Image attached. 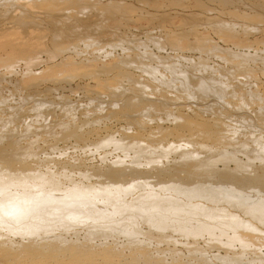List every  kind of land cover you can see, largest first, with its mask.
Here are the masks:
<instances>
[{
	"label": "bare ground",
	"instance_id": "1",
	"mask_svg": "<svg viewBox=\"0 0 264 264\" xmlns=\"http://www.w3.org/2000/svg\"><path fill=\"white\" fill-rule=\"evenodd\" d=\"M169 2L176 7H184L185 4L183 0H169ZM254 2L255 0H194L195 7L204 12L208 10L206 3L216 4L221 15H226L227 19H222L220 15L217 16L218 14L205 17L203 20V17L197 19V16L181 14L182 20L193 18L191 19L194 23L193 29L180 32L194 38L192 43L169 31H165L163 38L161 36L158 40L152 39L151 43L162 51L164 47H167L172 52L181 54L185 50L184 42H187L186 49L193 51L192 53L197 54V57L191 59L178 55L176 61L166 63L169 61L164 59L169 55L163 59L159 55H150L145 52H136L130 56L128 51H125L123 55H120L122 57H119L121 60L119 59L118 63L115 61L113 66L133 67L143 75H147L149 79L134 78L132 74L119 72L126 83H129L128 87L131 86L130 89L126 90L124 85L118 82V86L108 90L105 96L107 100L98 99L100 103L94 104L96 108L89 105L91 109L88 108V111L86 106L84 109L86 112L82 109L85 113H82L79 107L77 111L76 108L70 107L73 109L70 110L69 107L66 108L67 106L65 108L61 106L55 113L56 108L54 110L40 108V102L38 108L35 104L37 100L33 104L25 102L28 105L24 104L23 108L11 109L3 113L0 118V152L6 154L7 157L3 159L8 162H0V240L4 242L8 234H12L11 236L18 234L26 239L29 248L31 243L39 245L51 240L64 244V237L55 234L54 230L58 228L57 231L66 230L67 232L81 226L85 229L84 231H87L88 237L84 233L86 240L94 236L96 238V235L109 238L118 234L129 245H140L143 248L133 246L139 257L145 254L149 256L147 251L150 244L159 251V244L173 246V242L178 239L182 241L181 246L186 248L189 255L197 253L202 255L205 252L204 248H207L206 250L209 248L216 251L217 254L211 256L218 259L220 264H245L246 259L243 258V254L251 251L254 254H252L253 262L264 264V254L258 253L260 248H264V231L261 230L262 227L264 228V129L262 131L257 129L256 131L259 132H256L257 134L253 130L255 135L250 137V133H246L249 130L243 133L250 120L244 121L247 123L243 126L242 134L239 135L241 127L238 134L239 128L233 130L229 125L220 129L216 127L219 123L216 119H192V114L197 115L196 111L215 110L216 104L221 105V102L226 100L229 108L243 112L248 110L254 118V123L264 127V87L260 93L258 84L260 81H257L259 75L262 80L264 79V58L257 57L258 54L254 52L251 55L240 50L248 43L242 38L255 31L253 30L255 25L264 24V5H262L263 9L261 8L263 13L258 10L260 4L264 2L260 1L257 9L254 8L258 2L256 4ZM238 3L242 5L247 3L248 10L254 5L253 11L251 7V12L240 10ZM243 7L247 8L246 5ZM131 10L132 8L122 0H0V27L3 23H7L0 31L8 32L5 37L0 35V49L3 51L2 57L0 56V66L12 71L15 69V64L22 62L25 68L24 75L32 74L28 83L33 86L40 84L44 78L42 75L34 76L35 69H40L39 73L42 74L48 73L47 79L50 82L73 81L72 79L77 75H85V78L92 75L94 79L95 72L88 67L92 61L74 62L73 56L66 55L67 50L69 54H78L75 51L78 44L72 43L73 39L77 38L82 42V46L83 44L85 47L94 46L99 51L102 44L98 45L96 33L103 30L102 21L111 19L115 14L122 17L130 16L129 13L135 9ZM41 24L52 26L50 38H48L49 48L44 42L46 29H43L44 32ZM201 24L204 28L206 26L210 29L217 40L234 48H220L212 39L200 36L196 26ZM239 36L242 38L239 39ZM120 39L123 40V37L116 41L121 42ZM112 41L110 44L113 47L118 45L121 47L122 43L116 45L117 42L114 41L113 44ZM128 42L124 44L127 45ZM127 48H130V44ZM261 50L264 54V46ZM42 53L46 55V57L44 55L46 58L44 61L39 59ZM258 53L261 54V52ZM207 56L217 57L223 62L222 66L208 65L207 59L204 58ZM151 61L155 62L153 66L149 64ZM162 61L166 63L163 70L168 75L166 74L167 78L165 75L164 79L161 78L159 81L156 79L155 82L154 77L159 78L156 73L164 64ZM256 62L259 67H256L257 64L254 67L253 64L251 65ZM59 68H63L64 71H60ZM108 70L110 69L103 67L99 72L106 73ZM54 71L63 73H60L61 76L59 73L56 76L49 74ZM1 76H3L2 73ZM169 89L178 90L180 98L174 99V102H171L173 100L167 102L149 96ZM181 97L192 98L194 101L206 100L207 107L204 109H202L203 106H194L193 109L185 105L179 107L183 103ZM209 97L212 99H207ZM22 106L20 104L18 107ZM75 111H80V116L82 114V117L77 119L79 120L77 124L79 122L80 125L74 124L69 118L70 116L74 118L77 114L74 113ZM118 117L122 119H116ZM67 118L69 119L65 121L64 119ZM101 118L102 120L103 118L123 120L126 128L123 133L119 132L122 135L120 134L117 140L111 138L115 136L107 135L108 138L105 136V139H100L99 137L101 141L96 143L92 141L91 144L96 147L104 146L106 151L110 149L106 146H111L113 150L115 149V153L119 150L124 155L131 154L130 157L126 156L129 161L123 159L122 154L121 160L114 159L115 161L108 166L106 163L107 167L104 169L91 166L89 172H83L86 167L82 172L80 171L82 174H76L78 172L76 171L75 177L82 175V179L86 176L90 179L97 178L98 182L95 181V183L99 184L92 182L96 188H89L90 185L86 188L83 180L80 181L83 185L80 184L79 188L75 185L76 188L69 190V187L78 184L79 180L76 179L74 183L72 179L71 183L74 184L70 185L67 177L71 173L67 176L65 173H63L65 176L60 173L64 181L68 180L65 184L70 186L65 185L69 191L63 190L61 191L63 194L56 195L64 181L58 183L60 178L56 180L55 177H58L60 171L64 172L61 170L62 167L65 169V166H68L62 164L57 175L49 171V174L56 175L54 180L57 182H55L53 175L47 174L48 171L43 174L39 171L40 169H37L40 165L30 163V157L33 158L31 151H21L17 146L22 140L21 136H24L26 140L32 139L31 130L27 129L28 119L39 126L48 127L51 130L58 129L56 136L53 135L55 142L72 139L78 143V141L82 142L81 125L95 121L98 123ZM52 119H55L53 122L57 123L51 124ZM165 120L168 121L170 128L162 126ZM23 126L26 128L21 130ZM152 126H154L153 129ZM247 128L251 129L250 126ZM231 129L232 131L228 133ZM252 129H254L253 126ZM181 131L188 133L184 135L180 133ZM32 142L33 139L29 140L26 146L30 147ZM110 151L112 152L111 149ZM239 153L244 157V161L237 157ZM17 155L22 158L20 159ZM45 156L49 157L46 154ZM46 157L43 160L44 164ZM50 158L47 159L50 160ZM230 162L233 163L231 168L228 166ZM218 165H221V168H218ZM46 167L48 168V165ZM55 168L54 172H56ZM70 169H66L65 172H72L73 170L70 171ZM43 170L45 172L47 169ZM98 185L99 188H97ZM10 187H19V190L15 193L14 190L10 192ZM33 188H37L39 192L36 193L35 189L34 193ZM14 237L16 238V236L12 238ZM201 239L204 242V248L197 245V241ZM179 242H175V245L176 243L180 245ZM235 246H238V252L234 250ZM166 250L174 253L171 249ZM219 251H222L223 255H219ZM69 252L74 255L77 253V248L72 247ZM251 252L248 253L251 254ZM200 255L199 258L203 256L200 257ZM196 259L198 260V257ZM213 261L215 262V259ZM251 261L250 259L248 263L251 264ZM204 262L200 261V263H208L206 259ZM155 264L159 263L155 262ZM170 264L186 263L171 262Z\"/></svg>",
	"mask_w": 264,
	"mask_h": 264
},
{
	"label": "rangeland",
	"instance_id": "2",
	"mask_svg": "<svg viewBox=\"0 0 264 264\" xmlns=\"http://www.w3.org/2000/svg\"><path fill=\"white\" fill-rule=\"evenodd\" d=\"M143 1H145V2H143ZM154 1H156L157 3L154 4L153 3ZM154 1L153 0H122V2H124V3H126V5L130 6L132 8V10L133 9H135V10H133L134 12L131 10L132 12L129 13L130 16L124 15L122 17L119 14H115L111 19H106V20L102 21L103 22V28H102L103 30H101L100 32L97 31V33H96L97 35L94 34V35H96V38L98 37L97 38L98 41L99 42L101 41V43H99L97 41L98 45L102 44L99 47V49L100 48L101 49L100 50L98 49L99 51H97L94 46L93 47H85V45L83 44V46L85 48H87V49H85L82 46V42H80L79 39H77V38H74L77 40L73 39L74 42H72V43L78 44V47L75 50V51H77L78 54H76L77 56L73 55V53L69 54L68 53L69 51L67 50L66 55L67 56L68 55L73 56L72 58L75 59L74 62H78L80 60H81L80 61L81 63L85 62L86 60L92 61V63H89L90 66H88V67L91 70L93 69V72H95L96 78H94V79L92 78L93 77L92 75L86 74V75H90L91 77L87 76L85 78V75H77V76H75V78L72 79L73 81L50 82V80L47 79L48 73L42 74V73H39L40 69L39 70L35 69V70H33V75L36 77L37 76L40 77L42 75L44 78L40 81V84L38 83V85L33 86V85L28 83V80L30 79V77L32 78V74H30V76L28 74H25L26 76L24 75V72H25L24 69L25 68L23 67L24 65L22 62H19L17 65L15 64V66H14L15 69H12V71L7 70L3 66H0V96H1L0 98L2 99V100L0 99V101H1L0 102V110L3 111V112L2 111L0 112V114H1L0 118H2V116H3L2 114L5 112L11 111V109L16 110L19 108H23L25 102H27L29 104H33L36 100L38 103L36 102L35 104H37L38 108H39L38 105L41 103L40 108L46 107V109H50V110H54V108H56V110H54L55 113L57 111H59V108L61 106L62 107L64 106V108H65V106H67L66 108L69 107V109H70V107L71 108L73 107V108H76L75 110H77V108L79 107L78 109H80V111L82 113L85 111L84 109L86 106H87L86 110L89 108V105H90V107L96 108L95 105L97 103H100V101H101L100 99L103 100V98H105L104 100H107V97H105L107 95V92H109L111 88L118 86L119 85L118 82H121V84L124 85L123 87L126 90L130 89L131 86L128 87L129 83L128 82L126 83V80L124 78H122V75L119 74V72H127L129 74H132V76L134 78H142L143 77V79H146V80L149 79V77L147 75H143L140 71H138L137 69H135L133 67L113 66L114 62L115 61L117 62L122 57L120 55H123L125 53V51H128V54H130V56H132L136 52L137 53L145 52V53L150 54V55H155V56L159 55L160 57H162L164 59V58H166V55L167 56L169 55L170 57L168 56L166 59H164L166 61H169L166 63L176 61L178 58V55L185 57V58H191L192 59V58L197 57V54L192 53L193 51H189L186 49L187 48V45H186L187 42H184L185 50L181 54H179L178 52L177 53L172 52V50H170L167 47H164V49L162 51V49L160 50V49L156 48L154 45H152L153 43H151V41H152V39L156 40V38L158 40V38L160 39L161 36H162L161 38H163V34L165 33V31H169V32H173L178 37L181 36L185 40L191 41L190 43H192L194 38L186 36L184 34H180V32H182L184 30H186L188 32L189 29H193L192 26H194V23H192L193 21H191V19H193V18L190 17L189 20H182V15H184V14H186V15L190 14V15H193L195 17L197 16V19L203 17L202 20L205 19V17L207 18V17L215 16L218 14L217 16L220 15V17L222 19H224V20L227 19L226 15H223L224 17L221 15V12H219L218 6L216 4L212 5V3H206L208 10H206L204 12V11H201L195 7L194 0H183V2L185 3L184 7L173 6L170 4L169 0H154ZM260 1L262 2V0H260ZM260 1L255 0L254 4H256V2H258L257 6H255V8H254V5L250 6L252 11H253V8L257 9L259 7V4L261 3ZM263 2H264V0H263ZM241 5L242 4H240V3L237 4V6H239L240 10L241 9L243 11L244 10L245 11L250 10L249 12H251L250 7L248 10V6H247L248 4L247 3H244V5H242V6ZM245 5L247 7V8L245 7L246 9H244V7H243ZM260 5L262 6L264 4H260ZM261 6L259 7L260 9L258 8V10H261V8L263 9V6L262 7ZM134 7H136V8H134ZM263 11H264V9H263ZM263 11H262V13H263ZM106 21H107V23H106ZM185 21H187V22H185ZM3 24L1 25L0 29L2 27L5 28V26L7 25V23H3ZM259 25L260 24L255 25L254 28H256L257 26L259 28L258 27L256 29L253 28V30H255L256 32L252 31L250 33L251 35L250 34H249V36L247 35L248 38L247 37L242 38L241 36H239L238 38L239 39L242 38L244 41L248 42V43H246L247 44L246 47H248L250 45L247 48V50H248L247 52H246L245 46H244L245 48L244 47L240 48L241 52L248 53V54H251V53L253 54V52H254V54L255 53H256V55L258 54L257 57L264 58V54L262 53V50H261L264 46V28H263L264 24H261L260 25L261 27ZM104 26H106V27H104ZM41 27H42V30L46 29L45 30L46 32L43 30L46 33V38L44 39V42H45L46 46L49 48L50 45L48 43L49 42L48 38H50L49 34H50L51 29H52V26L46 25V24L45 25L41 24ZM4 28H2V29H4ZM260 28H262V30ZM196 29L199 30L200 36L202 35L204 37H208V38L212 39V41H214L220 48H223V47H228L230 49L234 48L231 45H227L223 41L221 42V40H217L216 36L210 31V29L206 28V26L204 28L203 24L196 26ZM257 30H259V31H257ZM1 31H0V35L2 37H5V35L7 36L8 32H5V31L3 32V30H1ZM262 31H263V33H262ZM2 33H4V34H2ZM122 37H123V40L120 39V40H122L121 42L116 41V39L122 38ZM124 38H126V40H124ZM97 39H95V40H97ZM245 39H247V40H245ZM254 39H256V40H254ZM128 40H129V42H128ZM251 40L253 43L251 42ZM111 41H112V43L114 41L117 42L116 45H118L119 43H122V45H121L122 48L120 47V45H118L119 47L118 46L113 47V45L110 44ZM149 41H150V43H149ZM125 42H128L127 45L124 44ZM142 43H144V44H142ZM262 43H263V45H262ZM128 44H130V48H127ZM141 44L143 46H141ZM143 47H145V48H143ZM125 49H128V50H125ZM243 49H245V50H243ZM256 49H257V51H256ZM169 50L171 52H169ZM129 51H130V53H129ZM258 52H261V54ZM42 54L39 55L40 61L46 60V58H45L46 55L44 53H42ZM2 55H3V51L0 49V56L2 57ZM44 55H45V57H44ZM204 58L207 59L208 65H210V66H213V65L222 66V64H223V62L220 59H218L217 57H214V56H207ZM162 62L164 64L161 63L162 66L159 68L160 70L156 73V75H159V78H158V76H155L156 78L154 77V81L156 79H158V81L161 80V78L164 79L163 77H165L166 74L168 75V73L164 72V70H163L164 65H166V63H165V61H162ZM154 63L155 62H152V61L149 62V64H151L152 66L154 65ZM252 64H253V67L255 66V64H257L256 67H259V64L257 62L251 63V65ZM103 67H107L110 70H108L106 73L99 72ZM59 69H60V71H62V70L64 71L63 68H59ZM58 71H54V72H51L49 74L56 76L58 73H59V75H60V73H63V72H58ZM1 73L3 74V76H1ZM98 75H100V76L98 77ZM167 75L165 78H167ZM260 76L261 75L258 76L257 81L258 82L260 81L258 84L260 86L259 91L261 93V89L264 87V82H263L264 79L262 80ZM161 93H157V95H154V94L151 95L150 94L149 96L151 98L153 97V98H157V99H162V100H165L167 102H170L171 100H173L171 102H174V99L177 100V98H180L178 90H175V89H169L167 91L162 90ZM36 95L38 97H35ZM5 99L7 101H5ZM181 99H182L181 102H183V103L180 104L179 107L181 105H185V107L190 106V107H192V109L194 106H198V107L203 106L202 109L207 107V106H205L207 103L206 100L194 101V100H192V98H183V97H181ZM207 99L210 100V99H212V97H209ZM223 102H221V105L219 104L220 106L215 103L216 104L215 110L210 109L207 112H205V109L203 111H199V112L196 111L197 115L192 114V119H198V120L216 119L219 122L216 124V127H218L220 129V128H223L225 125H229L233 128V130H237V128H239L237 130L238 134L241 131L239 135L242 134V130H244L243 126H245L247 123V122L245 123L244 121L250 120L251 121L250 123H252V125L248 122L247 125L245 126V130L243 132V133H245L246 130L247 131L249 130L246 133H250V135H249L250 137H253V135L257 134L256 132L262 131L264 129V127H262L261 125H260L261 126L260 127L259 125H256V123H254V118L252 117L251 112H249L248 110H245V112L236 111L237 109L229 108L227 106L229 103L226 100ZM27 103L25 105H28ZM8 104H10V105H8ZM20 104H21V106L22 105L23 106L18 107ZM6 107L7 108L9 107L10 109L9 108L7 109ZM81 107H83V108H81ZM94 108H92V109H94ZM90 109L91 108H89V110ZM114 109H116V108H114ZM70 110H73V109H70ZM80 111L74 112V113H77L74 115V118L71 116L69 117L70 119H72L74 124L75 123L77 124V121H79L77 119H80V117H82V114H81V116L79 115L81 113ZM218 112H221V114H218ZM69 118L64 119V120L67 121ZM116 119H122V118L118 117ZM116 119L114 120L113 118H111L109 120V118H107V119L103 118V120H102V118H101V120L98 121V123L95 121V122H90V123L88 122V123L82 124L81 125V128H83V129H81V132L83 131L82 136H81L82 142L78 141V143H77V141H74L72 139L67 140L65 142H55L53 140V135L56 136V134L59 131L58 129L51 130L48 127L45 128V127L39 126V125H37L36 122L32 121L31 119H28L27 129L31 130V138L33 139V142L31 143V146L28 147V146H26V144H28L29 140H32V139L26 140V138H24V136H21L22 140L19 142V144L17 146H18L19 150H21V151H24V150H30L31 151L33 158L30 157V159H29L30 163L32 165L36 164V165L42 166L41 168L39 166L37 169L38 170L40 169L39 171L43 174H46L47 171H48L47 174H49V171H50L51 173H53V174L56 173V175H57L58 174L57 172H59L58 170H60V167H62L61 165L63 164V166H65L67 164L68 167L65 166V169H62L64 167L61 168V170L62 171L64 170V172L60 171L58 174V177L56 175L51 174V173H50L51 175L49 174L50 176L53 175L52 176L53 180H54V176H56L55 177L56 180H57V178L58 179L60 178L58 180L59 181L58 183L64 181L62 179L63 176L60 177V173L61 174L65 173L66 176L69 175V173H71V175H72V176L69 175L67 177V179L70 181H68V180L64 181L63 185L59 188V192L57 191L58 194H56V192H55L56 195H59V193L63 194L61 192L63 190H65L66 192L69 190H73L72 188H74L75 185H78V188H79V185L80 184L83 185V183H84V185H86V188L89 187V185H90L89 188H91V187L96 188V185L99 184V183H97V184L95 183V181L98 182L96 180L97 178L93 179V177H92V179H93V181H92V179H90V177H88V176H86L88 178L85 179L86 177H85V175H83L85 178L82 179L83 178L82 175H78L76 177H75V175L78 173L80 174L83 171V168H85V167L87 169L86 168H85L86 170L84 169V171H83L84 173L89 172V169L91 166H92V168H93V166H95V167L97 166L98 169H100V168L104 169L110 163L114 162L116 159H118V161L121 160L122 156L124 155V153H122L121 151L119 152V150H116L117 152L115 153V151H114L115 149L113 150L111 146H106V148H110L112 150V152L110 151V149H107V151H106V149H104L105 148L104 146H102L103 147L102 148V147L93 146L91 144L92 141H94V143H96L97 141L98 142L101 141V140H99V137H100V139L104 138L105 136H106L105 138H108L107 135L109 137L111 135L115 136V137H111L113 139L115 138L114 140H117V138L119 139L120 136L122 135L124 129L126 128V126H125L123 120H116ZM160 119H163V118L160 117ZM54 120L55 119H52L51 124L57 123V122H53ZM210 122H211L210 124L212 125L213 124L212 121H210ZM77 125H80L79 122ZM162 126L163 127L168 126L169 128L171 127L168 124V121H166V120L162 122ZM248 126H250L251 129L247 128ZM252 126L254 127V129H252ZM85 127H87V128H85ZM240 127H241V130H240ZM24 128H26V127H24V126L21 127V130H23ZM153 128H154V126H152V129ZM257 129H258V131H256ZM253 130L255 131V134L253 133L254 132ZM87 131H89L90 133ZM121 131H122V133H119ZM231 131H232V129L228 133H230ZM17 132L19 133V131H17ZM180 133L186 135V133H188V132L181 131ZM35 135H36V137H35ZM84 138H86V139L84 140ZM169 140H171V138ZM49 148H51L52 150ZM18 153L20 154L22 152H18ZM44 153L47 156L51 157L50 160L47 159L49 157H46ZM17 156H19L20 159L22 158V156H20V155H17ZM43 156L46 157V159H45L46 163L45 164L43 162L45 157L43 158ZM126 156L130 157L131 154L124 155L125 158L123 157V159H125L126 161H129V159H127ZM238 156L240 157L241 160L244 161V157L240 153L237 155V157ZM5 157H7L6 154H2L0 152V162H3V163L8 162L7 160L3 159ZM47 160L49 162H47ZM51 161H54V162H51ZM50 163H53V164L50 165ZM70 163H71V166H70ZM72 163H73V165H72ZM106 163H107V166H106ZM228 164H229L228 166L230 168L233 166L232 162H230ZM45 165L46 166L48 165V168ZM54 165L58 166V168L57 167L55 168ZM74 165L78 166V168L80 166L81 167L78 170V168ZM70 167L72 169H70ZM95 167H94V169H95ZM97 167H96V169H97ZM42 168L43 169L46 168L47 170H45V172H44V170ZM54 168L56 169V172H54V170H53ZM68 168L70 169V171L71 170H73V171L72 172H65L66 169L69 170ZM92 168H91V170H92ZM218 168H221V165H218ZM52 170H53V172H52ZM76 171H78V172L76 173ZM72 179H73L74 183H76L75 182L76 179H77V181L79 180L78 184L77 183L76 184L71 183ZM88 179H90V180H88ZM56 180H54V181L57 182ZM83 180H84V182L81 183L80 181H83ZM85 180H87L88 182H86ZM67 181L70 182L69 183L70 185L74 184V186L71 187L70 185L65 184ZM92 182L96 185L93 186ZM65 185L70 186L69 190H67V186H65ZM16 187H14V188L10 187L11 188L10 192H12V190H14L13 191L14 193H15V191L17 192V190H19V187L18 188H16ZM97 188H99V185ZM35 189L33 188V191L35 190L36 193L39 192L37 190V188H35ZM84 190H86V189H84ZM88 190H90V189H88ZM35 191H34V193H35ZM80 227L81 226L76 227L75 229L72 228V229L68 230L67 232H66V230L64 232L61 230L57 231L58 228H56V230H54L55 234L57 233V234H60L59 236H62V238L64 237V240H65L64 244H59V243H56V242L51 240V241H45L44 244H39V245H36L35 243H31V248L27 247L29 243L26 241V239L20 237V235H18V234L13 235V236H16V238L15 237L12 238L13 237V236H11L12 234H8L7 240L4 238L6 241L3 242L0 240V264H155V262H158L159 264H170L171 262L195 264L197 261L198 262L196 264H204L205 259H206V263L208 262L210 264L212 262L211 264H213V263L214 264H220L218 259L216 260V258H212L213 254L215 255L216 251L213 249L209 250V248H208V250H206L207 248H204V244H203L204 242H202L203 241L202 239L197 241V245H198V247H203L205 249V252H204L205 254L204 253H203L204 255L202 254L203 256L200 255L199 253L189 255L186 248L184 246H181V245H183L182 241L177 239V240H175V242L180 241L179 242L180 245H178L177 243L175 245V242H173L174 247L172 245L166 246L164 244H159L158 245L160 248L159 251H156L154 249L155 246L153 244H150V246L148 247V251H147L149 253V256L147 254H145V255H140V257H139L137 255L136 249L133 248V246L135 244L129 245L125 241V239L121 238L120 235L114 234V235L110 236L112 238L109 237L110 239L106 238L104 236H103L104 238H101L100 235H96V238L94 236V238L90 237V240H86L88 237L87 231H84L85 229H83L82 227L80 229ZM76 229H77V231H76ZM261 230L264 231V228L262 227ZM84 233H86V236H87L85 239H84V236H85ZM117 235L119 236L118 238L116 237ZM8 238H9V240H8ZM11 238H12V240L10 241ZM114 238H115L116 243H115V241L113 242ZM51 239H53V238H51ZM91 239H92V241H91ZM48 240H50V239H48ZM122 241H123V243H122ZM38 242H40V241H38ZM124 242H125V244H124ZM126 246H129V247L126 248ZM135 246H140V245L136 244ZM72 247L77 248V253L74 255L69 252L70 248H72ZM141 248H143V247H141ZM166 249H171L174 251V253L169 252ZM237 249L239 250L238 246H235L234 250L236 252H238ZM260 249L261 250H259L258 253L260 255L264 254V250H263L264 248H260ZM248 252H251V251H247V252H245L246 254L245 253L243 254V258H245L246 261L249 260L248 262H250V259H251L252 260L251 264H253V263L254 264H256V263L261 264L262 263V262H257V261H256V263L253 262L254 261V259H253L254 256H252L253 252H251V254ZM198 254L200 255V257L201 256L202 257L199 258ZM207 255H209V256H207ZM219 255H223V252L219 251ZM197 257H198V260L196 259ZM205 257H207V258H205ZM243 258L241 260L244 262L245 260ZM200 259H202V260H200ZM210 259H211V262H210ZM212 259L213 260L215 259V262L216 261H218V262L215 263ZM199 260L204 262V263H200ZM242 261H241V263H242ZM246 261H245V264L248 263V262L246 263Z\"/></svg>",
	"mask_w": 264,
	"mask_h": 264
}]
</instances>
